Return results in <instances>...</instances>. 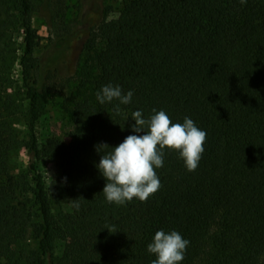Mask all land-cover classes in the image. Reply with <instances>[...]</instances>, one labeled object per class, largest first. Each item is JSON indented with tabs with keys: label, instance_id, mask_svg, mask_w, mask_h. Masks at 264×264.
<instances>
[{
	"label": "trees",
	"instance_id": "1",
	"mask_svg": "<svg viewBox=\"0 0 264 264\" xmlns=\"http://www.w3.org/2000/svg\"><path fill=\"white\" fill-rule=\"evenodd\" d=\"M30 14L31 0H0V264H151L159 230L189 241L180 264H264V0H127L103 16L85 41L66 144L35 133L50 88ZM109 83L133 92L119 113L96 99ZM152 109L207 133L199 165L189 172L165 150L154 195L109 204L96 165L111 149L95 146L142 135L131 115ZM44 158L58 166L51 190ZM57 240L74 250L55 256Z\"/></svg>",
	"mask_w": 264,
	"mask_h": 264
},
{
	"label": "clouds",
	"instance_id": "2",
	"mask_svg": "<svg viewBox=\"0 0 264 264\" xmlns=\"http://www.w3.org/2000/svg\"><path fill=\"white\" fill-rule=\"evenodd\" d=\"M239 2L244 5L247 0ZM132 96L131 90L124 93L120 86L110 83L96 93L101 104L118 101L117 113L120 105L131 102ZM131 119L135 122L131 125L132 132L142 135H128L115 147L106 143L95 146L98 153L111 149L101 154L96 165L105 180L102 193L109 204L124 205L133 199L145 202L154 195L161 187L156 169L163 167L165 150L178 152L189 172L197 169L204 152L207 133L189 117H185L183 123H173L165 111L152 109L148 118L137 110ZM188 244L189 241L175 230L167 233L156 231L152 242L147 245V252L155 256L151 264H180Z\"/></svg>",
	"mask_w": 264,
	"mask_h": 264
},
{
	"label": "rangeland",
	"instance_id": "3",
	"mask_svg": "<svg viewBox=\"0 0 264 264\" xmlns=\"http://www.w3.org/2000/svg\"><path fill=\"white\" fill-rule=\"evenodd\" d=\"M126 1L31 0V25L38 37L34 56L45 64L43 74L50 88L42 107V115L35 127L40 144L50 137L68 143V134L73 129L69 110L73 97L77 96L76 87L82 76L81 67L86 60V38L103 16L106 20L116 18ZM63 34L68 39L65 49L59 51L55 44L58 36ZM13 74L18 76L17 65L13 68ZM27 163V152L21 149L15 158V167L21 169L26 167ZM38 168L46 189L51 190V181L58 175L56 162L51 158H44ZM61 208L64 212H71L67 201L62 202ZM66 246L70 250L75 247L70 240H57L54 255L61 256Z\"/></svg>",
	"mask_w": 264,
	"mask_h": 264
}]
</instances>
